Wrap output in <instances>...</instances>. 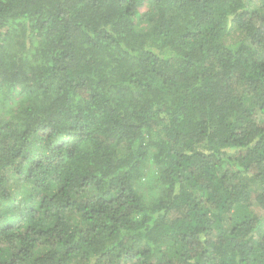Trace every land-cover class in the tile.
I'll list each match as a JSON object with an SVG mask.
<instances>
[{"label": "trees", "instance_id": "16d2710c", "mask_svg": "<svg viewBox=\"0 0 264 264\" xmlns=\"http://www.w3.org/2000/svg\"><path fill=\"white\" fill-rule=\"evenodd\" d=\"M0 264H264V0H0Z\"/></svg>", "mask_w": 264, "mask_h": 264}]
</instances>
